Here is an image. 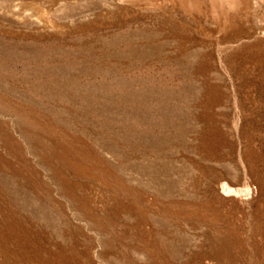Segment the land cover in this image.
Instances as JSON below:
<instances>
[{
  "label": "rangeland",
  "instance_id": "obj_1",
  "mask_svg": "<svg viewBox=\"0 0 264 264\" xmlns=\"http://www.w3.org/2000/svg\"><path fill=\"white\" fill-rule=\"evenodd\" d=\"M0 264H264V0H0Z\"/></svg>",
  "mask_w": 264,
  "mask_h": 264
}]
</instances>
